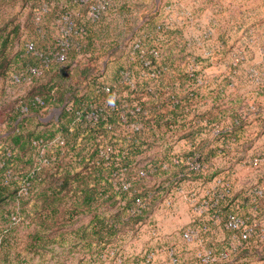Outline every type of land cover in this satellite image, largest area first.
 Listing matches in <instances>:
<instances>
[{"label": "rangeland", "instance_id": "374dc122", "mask_svg": "<svg viewBox=\"0 0 264 264\" xmlns=\"http://www.w3.org/2000/svg\"><path fill=\"white\" fill-rule=\"evenodd\" d=\"M43 1L0 2V159L15 132L12 116L21 100L50 84L59 90L69 84L56 70L34 84L11 81L12 71L24 66L20 57L24 40L38 34L33 15ZM66 2L57 0L52 4L61 8ZM118 3L113 18L93 32L87 55L74 63L76 73L72 82L82 91H91L90 81L94 77L113 75L119 65L127 63L132 41L145 33L144 28L137 30L132 26L150 23L153 30L150 44L159 45L169 64L165 68L189 74L191 66L194 67L196 122L219 121L226 129L239 116L243 122L238 131L240 141L232 149L215 155L212 148L218 145L217 136H213L211 128L205 130L204 139L199 136L200 141L197 140L200 142L197 149L212 167L206 168L204 174L182 180V193L175 188L174 168L166 172L152 170L153 161L170 160L172 154H182L187 148L186 141L172 135L170 124L162 126L170 143L149 137L143 151L132 158L130 170L120 169L125 165L116 163L109 182L96 183L91 174L88 179L91 184H85L82 175H78L94 171L101 158L90 156L94 145H88L85 137L75 150L67 151L64 147L57 164L56 146L38 154L36 149H27L12 165L14 179L20 182H13L5 198L0 197V264H143L148 252L163 246H178L189 262L201 264L195 258L197 246L182 240L183 229L194 225L196 219L189 205V192L201 193L217 176L232 182L233 193L229 198L235 200H244L256 184L264 186V165L252 163L258 152L256 141L264 136V111L255 113L251 109L252 104L264 108V0H119ZM167 5L192 10L193 20L179 17L185 20L183 26L156 30L155 24H162L169 17L162 9ZM89 71H93L92 75H87ZM166 109L167 106L162 108L165 111L161 121L170 123ZM53 111L54 108L45 107L32 112L26 119L24 132L32 137L49 131L54 134L58 128ZM82 154L87 156L85 162L79 161ZM144 168L147 174L143 176ZM30 173L35 177L28 180ZM123 179L131 183V190L136 188L144 195L145 207H129L131 190L118 187ZM85 187L92 188L93 199H88ZM54 193L59 194L56 200L51 199ZM13 214L17 220H13ZM99 215L115 225V233L109 236L110 227L98 233L95 222ZM196 226L202 229V221ZM37 231L43 235L42 241L37 240ZM230 236L222 225L211 224L205 231L208 244L220 245ZM218 264H264V242Z\"/></svg>", "mask_w": 264, "mask_h": 264}, {"label": "trees", "instance_id": "16d2710c", "mask_svg": "<svg viewBox=\"0 0 264 264\" xmlns=\"http://www.w3.org/2000/svg\"><path fill=\"white\" fill-rule=\"evenodd\" d=\"M45 2H50L51 10L47 13L45 23L42 24L43 32H39L34 21L35 13ZM42 4L36 8L33 15L34 29L38 34L30 36L29 38L34 39L39 48L47 49L54 40L52 22L56 14L63 8V5L61 8H56L51 0H45ZM144 24L148 28H145V33L141 34V37L145 40L143 46L137 49L135 53H133L132 49L126 60L127 63L119 65L110 77L107 78L104 76L107 80H104V77L102 79L94 77V81H90L92 84L91 91H82L72 80L76 73V66L74 63L84 59V56L87 55L89 46L92 44V35L97 29L93 27L89 28L87 34L83 37L85 42L80 49L73 47L64 63L52 62L49 67L45 69L42 76L34 79L33 84L37 80L44 78L51 70H56L62 79L69 81V84L62 90H59L58 86L50 84L47 89L41 88L40 90L32 92L27 98L22 99L21 103L17 106L12 116L13 121H15L16 129L12 137H10V140H8L3 157L0 159V197L5 198L7 191L11 190L10 185L13 182H20L14 179L15 176L12 174L14 173L12 165H14L16 160L22 157L27 149H36L38 154L45 149L56 146L58 149L57 161L54 162L59 163L58 161L61 159L60 154L63 148L67 147V151L75 150L79 142L81 143L83 137H85L87 141L89 140L88 145H94L90 156L101 157L100 149L110 142L114 145L115 152L110 160H108L109 162L98 157L99 161L96 162L94 171H90L88 174L84 172L78 173V175H82L81 177L85 184H91L88 181L91 174H94L93 176L96 179V183H102L104 180L109 182L112 171L117 168L116 163H122L130 170L132 158L143 151V144H146L149 137L152 140L168 144L169 141L165 138L166 132L162 130V126H167L169 124L172 135L177 134V139L186 141L187 148L182 154H172L170 160L163 159L160 163L153 161L152 170L166 172L167 170L163 168V163L167 162L170 168H174L175 175L181 171L185 172V176L182 180L188 179L196 174H204L203 172L187 170L185 160L194 152H199L201 154L200 160L205 164L206 168L212 167L207 161L208 158L206 159L203 152L197 149V143H200L197 140H199V136L200 140H203V132L210 128L212 129L214 125L220 124L221 122L212 120L196 122L194 118L197 92V88L194 84L195 78H192L188 73L182 70L170 72L165 68L167 67L166 65L169 64H167L168 61L165 59L164 53L159 48V45L150 44V39L153 37V30L150 27V23ZM155 25L158 26L159 24ZM145 37H147V40ZM29 38L24 40V45L20 53L24 66L13 68L14 70L10 74L11 81H13V74L17 71L24 70L28 64H41V60L38 56L26 50L25 42ZM185 47L187 48V46ZM148 61L149 63H147ZM126 71L130 72L128 79L124 78V72ZM92 73L93 71H89L87 75H92ZM106 84L112 86L111 91L108 92L104 89V85ZM58 91H60V93ZM23 106L28 107V112H22ZM92 106L101 110L100 117L93 123L88 124L81 120L78 112L85 114L91 110ZM164 106H167L166 111L169 112L168 119L170 123L161 121L164 115L162 111H165L162 110ZM45 107L61 108L60 115L54 121V124L57 125L58 128L56 131L58 134L55 135L56 132L53 134L49 131L47 133H39L33 137L32 135L28 136L24 132V125L27 117L32 112ZM129 109L133 110V112L129 111ZM124 113L126 116L125 119L123 118ZM135 123H142V128L139 130L135 129L133 126ZM229 125L230 126L225 129V132L216 138L218 145L212 148L216 150L214 151L215 155L219 152L223 153L224 151L232 149L233 145L240 141L241 136L238 134V131L243 125L242 119L238 116L236 120ZM110 126L112 127L110 128ZM57 139L63 140L64 143H57ZM35 141L37 143H35ZM50 141L54 143L49 145ZM89 148L90 146L87 147V149ZM82 150L83 148H81V151ZM78 154H80V150ZM82 156L83 157H81L79 161L85 162L87 156L85 154H82ZM175 157L179 158V163H175ZM116 158L120 159L121 162H117ZM106 170H108V175L105 173ZM143 170L146 171L145 168ZM37 175L39 176V174ZM28 176V180L29 178L33 179L35 177L32 173ZM91 189L92 188L89 187L84 188V191L90 195L88 199H93L95 195L94 192H91ZM129 192H131L132 195V204L130 203L129 207L137 205L138 199L144 200V195L139 192L138 189L134 188ZM58 195V193H54L51 199L56 200ZM250 195L251 194L248 193L245 198H243L244 200L240 202L239 200L228 197L227 201L221 207L223 217L225 218L229 212L237 210V203H240V206L247 211L249 206H247L246 202L250 200ZM260 202L264 207V196L260 198ZM100 217L99 215L95 222L98 233H102L107 227H110L109 236L115 233V225ZM199 221V219H196L194 223L199 225ZM44 223L43 221L41 224L44 225ZM35 236L37 240H43V235L40 231H37ZM100 236L103 238L101 234ZM212 245L216 244L213 243Z\"/></svg>", "mask_w": 264, "mask_h": 264}, {"label": "built area", "instance_id": "2783aa9c", "mask_svg": "<svg viewBox=\"0 0 264 264\" xmlns=\"http://www.w3.org/2000/svg\"><path fill=\"white\" fill-rule=\"evenodd\" d=\"M3 0H0V2ZM55 2L57 0H51ZM66 4L56 14L52 22V30L54 40L47 49L39 48L34 39L29 38L25 42L27 52L33 53L41 60V64H28L24 70L17 71L13 74V81L16 83H33L35 78L44 74L46 68L52 62L64 63L68 54L73 47L78 49L84 44V36L89 28H98L103 23L110 21L118 12L119 0H66ZM157 9H161L159 3ZM165 14H169L166 22L159 24L156 29H169L183 26L185 20L179 17H186L188 21L193 20L194 14L192 10H184L173 5L163 6ZM51 10L50 2H45L35 13V24L39 32H43L42 24L45 23L47 13ZM178 16V17H177ZM170 21L169 22V20ZM133 29L148 28L144 23L132 26ZM144 38H135L132 41L133 53L143 46ZM154 50V49H153ZM149 63V61L147 62ZM189 75L195 78L193 65L191 66ZM129 71L124 72V78L128 79ZM106 91H111L112 86L104 85ZM60 107H55L52 115L58 118L61 113ZM139 109V107H138ZM252 111L261 113L264 108L257 104L251 105ZM100 109L93 107L87 113L78 112L85 123H93L100 117ZM129 111H132L129 109ZM22 112H28V107L23 106ZM125 119V113L123 114ZM135 129L142 128V123L133 124ZM112 126H110L111 128ZM213 136L222 135L225 129L220 124H216L212 128ZM57 143H64L63 140L57 139ZM35 143H37L35 141ZM54 142L50 141L49 145ZM115 152L112 143H107L100 149V156L104 160H110ZM199 152L191 153L185 160V165L188 171L204 172L205 164L200 160ZM47 160V158H45ZM175 163H179V158H174ZM252 163L256 166L264 165V152H257L253 157ZM165 170L170 169L167 162L163 163ZM120 169L127 170V166H121ZM144 176L147 174L145 170L141 171ZM10 176V173H9ZM185 172L181 171L175 176V188L178 193L184 192L182 178ZM124 190H131V183L127 179H123L119 186ZM233 193V184L230 180L224 177H215L212 184L205 186L201 193L191 191L188 194L189 205L193 216L203 223L202 229L195 224L185 227L182 231V240L187 244H195L197 246L195 252L196 261L201 264H216L227 260H232L242 249L251 245L257 246L258 243L264 242V207L260 202V198L264 196V187L261 184L253 186L250 192V200L246 202L249 209L245 211L242 206L231 211L224 218L221 207ZM137 205L145 207V202L138 199ZM140 209V208H139ZM141 211V210H140ZM135 212V211H134ZM13 220H17V216L13 214ZM196 219H193L194 221ZM222 225L231 236L220 245H212L206 242L205 231L210 228V225ZM199 226V225H198ZM143 264H193L184 256L178 246H163L160 249L151 250L148 252Z\"/></svg>", "mask_w": 264, "mask_h": 264}, {"label": "crops", "instance_id": "0c3cea01", "mask_svg": "<svg viewBox=\"0 0 264 264\" xmlns=\"http://www.w3.org/2000/svg\"><path fill=\"white\" fill-rule=\"evenodd\" d=\"M257 143L255 144V149H257L258 152H264V136L258 137ZM240 201V200H239ZM240 206V203H237L236 207ZM179 250L182 251V248L178 247ZM183 253V252H182ZM184 254V253H183Z\"/></svg>", "mask_w": 264, "mask_h": 264}]
</instances>
